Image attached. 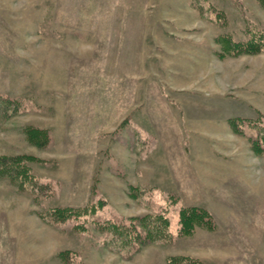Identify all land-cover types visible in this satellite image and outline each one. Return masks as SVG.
<instances>
[{
    "label": "rangeland",
    "instance_id": "1",
    "mask_svg": "<svg viewBox=\"0 0 264 264\" xmlns=\"http://www.w3.org/2000/svg\"><path fill=\"white\" fill-rule=\"evenodd\" d=\"M261 32L264 0H0V156L34 157L0 169V264H264V48L218 42ZM147 214L167 238L113 232Z\"/></svg>",
    "mask_w": 264,
    "mask_h": 264
},
{
    "label": "trees",
    "instance_id": "2",
    "mask_svg": "<svg viewBox=\"0 0 264 264\" xmlns=\"http://www.w3.org/2000/svg\"><path fill=\"white\" fill-rule=\"evenodd\" d=\"M259 37L253 36L250 40L247 41H234L227 35H221L218 38V42L221 45L222 52L220 54L227 53H253L260 52L264 48V33ZM235 123V119L232 120ZM28 132V131H27ZM40 132L47 140V133L45 130ZM45 140V141H46ZM33 155L26 154H17V155H1L0 156V169H3L2 173H5L10 176H14L17 168H25L26 172L23 174V182L28 181L27 178L33 176L30 172V167L28 166L29 162L33 161ZM64 213L67 212L65 216L70 217L73 215H80L84 212H88V208L85 209H74V208H63ZM91 212H95V207L91 208ZM211 214L204 208L189 206L184 207L180 211V223H181V234L182 235H191L196 226H202L205 228H212L214 225L213 218ZM139 225L142 227L141 231L133 229L134 233L132 234L128 227L119 226L112 224L114 233H122L125 237V243L130 245L133 242L141 241L147 239H158V238H167L169 236L170 222L169 218L163 214H147L144 216L137 217ZM170 264H179V261L174 259L169 260Z\"/></svg>",
    "mask_w": 264,
    "mask_h": 264
}]
</instances>
